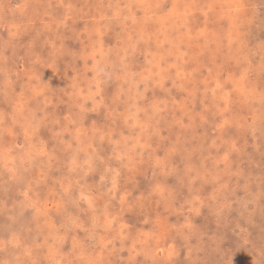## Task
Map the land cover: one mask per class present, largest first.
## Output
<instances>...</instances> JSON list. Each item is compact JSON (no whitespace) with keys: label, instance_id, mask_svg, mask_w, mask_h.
I'll return each mask as SVG.
<instances>
[{"label":"rangeland","instance_id":"1","mask_svg":"<svg viewBox=\"0 0 264 264\" xmlns=\"http://www.w3.org/2000/svg\"><path fill=\"white\" fill-rule=\"evenodd\" d=\"M0 264H264V0H0Z\"/></svg>","mask_w":264,"mask_h":264}]
</instances>
